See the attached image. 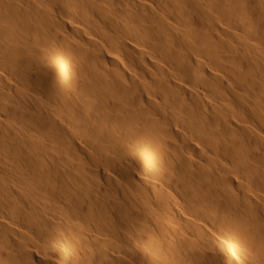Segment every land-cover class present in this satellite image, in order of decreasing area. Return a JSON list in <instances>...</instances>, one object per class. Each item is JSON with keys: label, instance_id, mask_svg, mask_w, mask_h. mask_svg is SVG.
Instances as JSON below:
<instances>
[{"label": "bare ground", "instance_id": "1", "mask_svg": "<svg viewBox=\"0 0 264 264\" xmlns=\"http://www.w3.org/2000/svg\"><path fill=\"white\" fill-rule=\"evenodd\" d=\"M0 264H264V0H0Z\"/></svg>", "mask_w": 264, "mask_h": 264}]
</instances>
